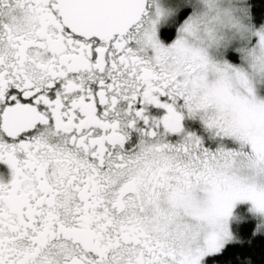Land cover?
<instances>
[{
  "label": "snow or ice",
  "instance_id": "obj_1",
  "mask_svg": "<svg viewBox=\"0 0 264 264\" xmlns=\"http://www.w3.org/2000/svg\"><path fill=\"white\" fill-rule=\"evenodd\" d=\"M0 264H264V0H0Z\"/></svg>",
  "mask_w": 264,
  "mask_h": 264
}]
</instances>
